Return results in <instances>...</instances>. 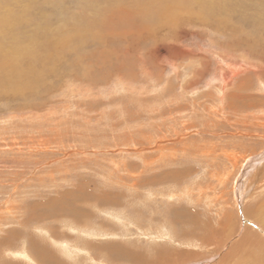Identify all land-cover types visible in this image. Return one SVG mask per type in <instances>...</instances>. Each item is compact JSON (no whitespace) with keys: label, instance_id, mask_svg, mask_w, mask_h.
<instances>
[{"label":"rangeland","instance_id":"374dc122","mask_svg":"<svg viewBox=\"0 0 264 264\" xmlns=\"http://www.w3.org/2000/svg\"><path fill=\"white\" fill-rule=\"evenodd\" d=\"M119 1L0 0L1 80L40 61L0 89V264H264V180L232 190L264 151V0H196L154 29L85 8L144 2Z\"/></svg>","mask_w":264,"mask_h":264},{"label":"bare ground","instance_id":"6f19581e","mask_svg":"<svg viewBox=\"0 0 264 264\" xmlns=\"http://www.w3.org/2000/svg\"><path fill=\"white\" fill-rule=\"evenodd\" d=\"M122 1H124V0H120L119 1V3H117V4H120ZM135 1V0H134ZM137 1V0H136ZM95 2V1H94ZM94 2H91L92 4L94 3ZM196 0H144V2H143V4H141V5H128L129 7L127 8H119V9H117V10H114L112 7H114V5H108V6H106L105 7V9H98V11H97V7H95L96 9H94V7L93 6H95V5H88V3H86V10H91V11H95L96 13H100V14H103V13H105L106 14V12L110 9V11L113 13L114 11L116 12V17L119 19V17L120 18H122V22H123V24H119V25H115V26H119V27H126V26H133V27H139V29L140 28H143V27H145V28H148V29H154V27H152V26H154L155 25V27L157 26V28L159 27V26H164V25H167V24H170V23H174L175 21H177L178 19H180L178 16V14H176V12H179V11H182V8H186V9H184V12H187V11H190V10H193V9H195V8H197L196 7ZM208 2V1H207ZM210 3H212V2H210ZM183 4H185V7H183ZM112 6V7H111ZM207 7L206 8H204L205 6H203V10L204 9H206L207 11H205V12H202L203 10H200V12H202V13H205L204 15L206 16V14H207V12L208 13H210L209 12V9H211V7H208L209 5H206ZM84 8V9H85ZM198 9H200L199 7H198ZM127 10V11H126ZM101 11V12H100ZM138 12H140V16L139 17H136V15H137V13ZM26 13V12H25ZM84 14V12H83V9H82V11H81V14ZM132 13H134V15H135V18L136 19H138L139 21L137 22V23H135L134 25L132 24V22H131V19L129 20V18L131 17V14ZM181 15V14H180ZM204 15L202 16V18L204 17ZM132 16H133V14H132ZM115 17V18H116ZM105 18V17H104ZM107 18H109V22L108 23H104V27H107V24L108 25H111L112 23H111V20L114 18H112V16L111 17H107ZM173 19V21H171L170 19ZM174 18H176V20H174ZM31 19V18H30ZM29 19V20H30ZM26 20V19H25ZM28 20V19H27ZM123 20H125V21H123ZM182 20V19H181ZM133 21V20H132ZM30 22V21H29ZM202 22V24L204 23L203 21H201ZM26 23H27V21H26ZM178 25H180V24H178ZM151 26V27H150ZM109 28L111 27V26H108ZM3 30H5V29H3ZM65 32V31H64ZM35 36V35H34ZM1 38V37H0ZM2 39V38H1ZM0 39V40H1ZM35 40V39H34ZM2 42V41H1ZM34 43V42H33ZM32 43V44H33ZM45 45H47V46H54V45H56L57 47H59L61 50H63L62 48L63 47H65L66 46V38L64 37V36H62L61 37V39H59V40H57V41H55V42H51V41H49V39L48 40H46L45 42ZM23 47H25V46H18V48H20L21 50V52H25V48H23ZM55 47V46H54ZM9 51H10V49H8ZM20 51H18V52H20ZM28 51V50H27ZM56 51H57V49H56ZM6 52H8V51H6ZM6 52H4L3 51V54L0 56V71L2 70V69H4V68H8V67H13L15 64H17V62L18 61H16V63L15 62H12V59H11V56L9 55V54H6ZM43 52V51H42ZM27 54V53H26ZM48 54V53H47ZM17 55V54H16ZM18 55L19 56H21V53H18ZM23 56H24V54H22ZM28 55V54H27ZM32 55V53H29V60H28V67H27V69L24 71H20V72H18V75H16V79H14V73H12L11 71H6V72H4V73H2V76H3V78H2V80H1V78H0V89H2L3 91H5L4 90V88L5 87H9L10 85L13 87V88H16V89H18V88H20V85H18V87H15V83L17 82V80H20L21 78H20V74H21V77L23 76L26 80H27V83H22V81H21V83H22V85L23 86H25V85H32V78L33 77H35V75L38 73V71L36 70V64H37V62H40L39 61V57L37 56V55H35V56H31ZM31 56V57H30ZM6 57H8V58H6ZM26 57H28V56H26ZM14 58V57H13ZM11 59V61H9ZM18 60V59H17ZM19 64V63H18ZM44 64V63H43ZM20 65V64H19ZM40 73V72H39ZM1 77V76H0ZM22 77V78H23ZM232 77V76H231ZM20 78V79H19ZM22 80V79H21ZM31 80V81H30ZM16 81V82H15ZM24 81V80H23ZM30 81V82H29ZM36 82V81H35ZM19 83V82H18ZM38 85V84H37ZM7 89V88H6ZM260 157V158H259ZM258 158L260 159L259 161H258ZM262 158V159H261ZM257 161H256V160ZM139 162V161H138ZM264 171V151L263 152H261V155H258L256 158H251V160H247V161H245L243 164H242V166L240 167V172H239V175H238V177H237V180L234 182L235 184H233V188H232V190H233V194L235 195V198H240V196H242V191H243V188L245 187V186H247V185H253V184H255V183H257L259 180H264V175H262V172ZM261 176H263V177H261ZM243 180H241V179ZM240 180V181H239ZM247 180L249 181V182H247ZM155 181V180H154ZM242 188H241V187ZM263 186V185H262ZM245 189V188H244ZM247 189H249V188H247ZM260 190H261V188H260ZM90 192V191H89ZM177 193V192H176ZM84 193H82L81 192V195H83ZM86 194V193H85ZM104 195V194H103ZM171 195V194H170ZM107 197V196H106ZM69 199L71 200L72 198H70L69 197ZM172 199V198H171ZM238 199H237V201H238ZM88 199H86L85 201H87ZM97 200V199H96ZM101 205H102V203H101ZM172 208V207H171ZM77 210V209H76ZM100 212H102V210L100 211ZM103 212H104V210H103ZM107 213V212H106ZM243 213L245 214V211H243ZM252 213V212H251ZM73 214H76V212H74L73 211ZM178 214L179 213H177V212H175L173 215H174V217L176 218V219H174V222L177 224V221L178 222H184L182 219H185V217L184 216H178ZM247 215H249L250 214V212H248V213H246ZM80 216V215H79ZM87 216V215H86ZM90 216V215H89ZM78 217V216H77ZM178 217H181L182 219H180V218H178ZM248 217V216H247ZM78 219V218H77ZM96 219V218H95ZM223 221V220H222ZM92 222V221H91ZM85 224H86V222H85ZM84 224V225H85ZM223 227H225V224L222 222V223H220ZM170 225V224H169ZM92 226H93V224H92ZM173 226V225H172ZM186 226V225H185ZM193 227V226H192ZM88 228V227H87ZM182 228V227H181ZM222 228V227H221ZM264 228V227H263ZM79 229V228H78ZM86 229V228H85ZM246 229V228H245ZM69 230H70V227H69ZM77 230V229H76ZM75 230V231H76ZM179 230V229H178ZM190 230V229H189ZM198 231V230H197ZM236 231V230H235ZM81 232V231H80ZM83 232V231H82ZM81 232V233H82ZM88 232V231H87ZM86 232V233H87ZM215 231H210V230H208L207 231V229H206V232H204V233H206V235H205V237H207V238H203V245H199L198 247H199V249L201 250V249H206L204 246H206V242L204 241V239L205 240H208V238H211V233H214ZM105 232H103V234H104ZM179 233V232H178ZM184 234L183 235H185V232H183ZM190 233V232H189ZM231 233V232H230ZM99 234V233H98ZM177 234V233H176ZM216 234V233H215ZM214 234V235H215ZM218 234V233H217ZM91 235V234H90ZM180 235V234H179ZM182 235V236H183ZM213 235V234H212ZM228 235H229V233H228ZM231 235V234H230ZM229 235V236H230ZM12 236H14L15 237V235H13V233H12ZM22 236V235H21ZM84 236V235H83ZM92 236V235H91ZM181 236V235H180ZM223 236H226V235H223ZM17 237V236H16ZM174 237H175V234H174ZM193 237V236H192ZM233 237V236H232ZM23 238V237H22ZM80 238V237H79ZM182 238V237H181ZM250 239V238H249ZM79 240H81V239H79ZM179 240V239H178ZM21 241V240H20ZM82 241V240H81ZM173 241H175V240H173ZM200 241H202V239L200 240ZM226 241V240H225ZM241 241H243V240H241ZM4 244H8V240H7V238H5L3 241H2ZM24 242V241H23ZM58 242V241H57ZM191 242V241H190ZM193 242V241H192ZM223 242V241H222ZM241 243V242H240ZM247 243V242H246ZM187 244V243H186ZM189 244V243H188ZM21 245H22V243H21ZM56 245V244H55ZM195 245V244H194ZM31 246H32V244H31ZM37 246V245H36ZM28 247V246H27ZM204 247V248H203ZM25 249V248H24ZM116 249V248H115ZM243 249V245H238L237 246V250L236 251H239L240 253H241V250ZM23 250V249H22ZM67 250V249H66ZM233 250V249H232ZM38 251V250H37ZM206 251V250H205ZM25 252H28V250L27 251H25ZM197 252V251H196ZM230 252V255H231V251H229ZM67 253H70V252H67ZM190 253H192V252H190ZM198 253V252H197ZM214 253V252H213ZM12 254H14V253H12ZM25 254V253H24ZM41 254V253H40ZM74 254V253H73ZM204 254V253H203ZM229 254V253H228ZM42 255V254H41ZM76 255V254H75ZM80 255V254H79ZM182 255V254H181ZM179 256V258H182V256ZM199 254H197L196 255V253L195 254H187V256H186V258L184 259V258H182V259H178V257H175V258H173V256L168 252V253H163L159 258H157L156 260H158V262H157V264H208L209 263V261H210V259H213V258H208V255L209 254H207L206 255V252H205V256H203V255H201V256H198ZM19 256V255H18ZM29 256V255H28ZM34 256V255H33ZM78 256V255H77ZM81 256H82V254H81ZM243 256V255H242ZM23 257V256H22ZM25 258L24 259H26L27 257H26V255L24 256ZM37 257V256H36ZM156 257V256H155ZM137 258V257H136ZM177 258V259H176ZM237 258V257H236ZM15 259V258H14ZM28 260L30 259V258H27ZM32 259V258H31ZM30 259V261H32ZM150 259V258H149ZM225 259V258H224ZM182 260H183V262H182ZM237 260V259H236ZM19 261H20V259H19ZM138 261H143V262H146L147 260H146V258H145V261H144V259L143 258H139V260ZM34 262V261H33ZM148 263V262H147ZM147 263H144V264H147ZM4 264H7V263H4ZM30 264H32V262L30 263ZM141 264H142V262H141Z\"/></svg>","mask_w":264,"mask_h":264}]
</instances>
